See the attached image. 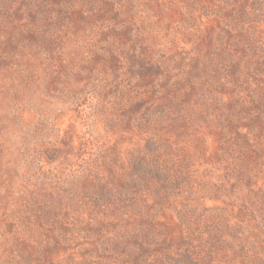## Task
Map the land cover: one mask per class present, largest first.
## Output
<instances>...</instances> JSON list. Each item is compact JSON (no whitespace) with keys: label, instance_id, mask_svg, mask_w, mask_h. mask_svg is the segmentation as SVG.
I'll use <instances>...</instances> for the list:
<instances>
[{"label":"rangeland","instance_id":"rangeland-1","mask_svg":"<svg viewBox=\"0 0 264 264\" xmlns=\"http://www.w3.org/2000/svg\"><path fill=\"white\" fill-rule=\"evenodd\" d=\"M0 264H264V0H0Z\"/></svg>","mask_w":264,"mask_h":264}]
</instances>
